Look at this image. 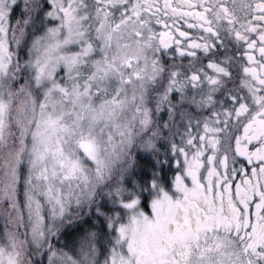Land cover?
Listing matches in <instances>:
<instances>
[{
    "label": "snow or ice",
    "instance_id": "obj_1",
    "mask_svg": "<svg viewBox=\"0 0 264 264\" xmlns=\"http://www.w3.org/2000/svg\"><path fill=\"white\" fill-rule=\"evenodd\" d=\"M0 264H264V0H0Z\"/></svg>",
    "mask_w": 264,
    "mask_h": 264
}]
</instances>
